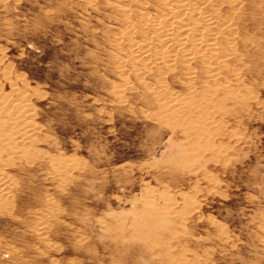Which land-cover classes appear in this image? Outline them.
<instances>
[{
  "label": "rangeland",
  "instance_id": "rangeland-1",
  "mask_svg": "<svg viewBox=\"0 0 264 264\" xmlns=\"http://www.w3.org/2000/svg\"><path fill=\"white\" fill-rule=\"evenodd\" d=\"M132 1L0 0V93L24 88L36 125L3 170L0 264H264V0L235 15L229 82L198 61L136 77L122 11L150 34L181 9Z\"/></svg>",
  "mask_w": 264,
  "mask_h": 264
},
{
  "label": "bare ground",
  "instance_id": "bare-ground-1",
  "mask_svg": "<svg viewBox=\"0 0 264 264\" xmlns=\"http://www.w3.org/2000/svg\"><path fill=\"white\" fill-rule=\"evenodd\" d=\"M158 2L160 5L168 7L169 12H173L174 8L169 9L173 6H178L181 10L174 18H169L166 13L151 14L150 26L153 29L150 34H146L144 30L146 21L142 14H138L137 19H134L136 23L129 18L128 11H122L123 13L120 15L126 23L120 30L128 41L126 58L131 62L129 64L132 65L131 69L136 77H140L139 73L141 72L149 73L159 68V65L167 72L177 71L178 66L181 65V69L186 68L189 71L187 74L196 76L197 70L195 68L192 70L189 64L197 61L198 64L203 65L206 73L215 75V80L221 78V80L229 82V79H234L237 77L236 75L240 74V71L238 72L240 68L232 67L231 62L233 61L231 60L236 57L235 44H237L239 29L235 15L241 9L242 0H169V2L158 0ZM224 6H229V8L223 9ZM123 8L125 7L123 6ZM194 9H197L196 12L189 18L195 20L196 23L202 21V25L197 27L186 22L179 26L174 24V21H179L187 13H192L193 11L190 10ZM221 28L230 30L229 36L224 42L217 38ZM136 31L141 34L139 40L132 39V34ZM213 54L218 55V57L212 63L210 58L213 57ZM116 60L117 68H123V59L119 57ZM138 81H142V79H138ZM144 87L149 89L148 84ZM227 91H231V89L229 88ZM24 92V88L13 84L11 93L2 95L0 93V202L9 181H11L10 177L3 171L4 167L11 166L15 164L16 159L31 154V148L27 147L29 143L27 138L34 134L36 125L32 121L33 109L30 104L26 103L28 97L24 96ZM120 98H122L121 94ZM51 163L54 171L66 172L70 168L69 163L61 159H53ZM166 220H168L167 216H163L157 221Z\"/></svg>",
  "mask_w": 264,
  "mask_h": 264
}]
</instances>
